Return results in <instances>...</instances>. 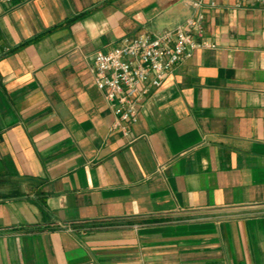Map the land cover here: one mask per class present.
Listing matches in <instances>:
<instances>
[{
	"label": "crops",
	"instance_id": "0c3cea01",
	"mask_svg": "<svg viewBox=\"0 0 264 264\" xmlns=\"http://www.w3.org/2000/svg\"><path fill=\"white\" fill-rule=\"evenodd\" d=\"M204 10V39L130 137L98 51L191 0L0 2V264H264V10Z\"/></svg>",
	"mask_w": 264,
	"mask_h": 264
},
{
	"label": "built area",
	"instance_id": "2783aa9c",
	"mask_svg": "<svg viewBox=\"0 0 264 264\" xmlns=\"http://www.w3.org/2000/svg\"><path fill=\"white\" fill-rule=\"evenodd\" d=\"M194 14L183 24L157 34L124 38L109 51H98L90 71L96 87L105 95L114 115L113 130L130 137V125L138 121V104L162 87L175 68L199 49L216 45L204 39V10L226 0H191ZM236 8L264 10V0H235ZM12 4L13 0H0ZM9 49L0 39V57Z\"/></svg>",
	"mask_w": 264,
	"mask_h": 264
}]
</instances>
